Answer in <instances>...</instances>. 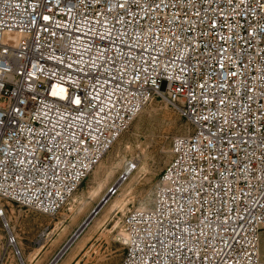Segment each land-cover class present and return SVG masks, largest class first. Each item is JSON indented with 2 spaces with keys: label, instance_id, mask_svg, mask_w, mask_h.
<instances>
[{
  "label": "built area",
  "instance_id": "built-area-1",
  "mask_svg": "<svg viewBox=\"0 0 264 264\" xmlns=\"http://www.w3.org/2000/svg\"><path fill=\"white\" fill-rule=\"evenodd\" d=\"M155 100L191 131L121 264H264V0H0L1 199L58 215Z\"/></svg>",
  "mask_w": 264,
  "mask_h": 264
},
{
  "label": "rangeland",
  "instance_id": "rangeland-1",
  "mask_svg": "<svg viewBox=\"0 0 264 264\" xmlns=\"http://www.w3.org/2000/svg\"><path fill=\"white\" fill-rule=\"evenodd\" d=\"M188 125L187 120L182 119L167 102L153 101L102 161L100 164L102 166L99 165L100 168H96V173L93 172L77 191L76 195L78 197L88 198H84L87 203L86 207L78 214H76V210V213L68 211L73 202L72 200L58 215L47 216L0 198V202L4 206L0 211L6 213L8 220L14 226L23 256H30L36 250L42 248L38 259L39 264H76V262H79V264H121L125 255V245L116 237L118 233L116 223L120 221V225H122L123 221V215L118 212L111 214L112 216H110L105 227L95 231L94 236L89 239L74 259L71 258L72 250L66 251L76 237L80 236L78 240L81 239L94 226L93 221L95 218L100 219L101 215L97 216V213L105 205V203L102 204V200L113 192V189H118V187L116 188L117 183H122L120 178L124 166L117 173L116 181L107 183L108 185L105 184L104 190L98 197L90 196V199L88 196L90 190L96 188V185L98 186L101 181H104V168L111 166L113 162L118 163L122 160L121 157L117 158V151L122 155V149L127 144H132L135 155H131L125 163L131 159L137 162L138 158L142 156V150L147 151L152 156L148 173H145L134 185L132 195L134 200L129 203L126 213L137 209L138 200L147 195L148 192L154 191L169 160L172 141L179 136L187 135V130L190 128ZM129 182V180L126 181V183ZM112 197H115V195L110 194L108 200ZM56 223H62V225L54 232ZM64 229L67 230V234L64 238H61ZM3 236L4 230L0 219V237ZM12 254H9L7 263L19 264Z\"/></svg>",
  "mask_w": 264,
  "mask_h": 264
},
{
  "label": "bare ground",
  "instance_id": "bare-ground-1",
  "mask_svg": "<svg viewBox=\"0 0 264 264\" xmlns=\"http://www.w3.org/2000/svg\"><path fill=\"white\" fill-rule=\"evenodd\" d=\"M190 128L189 130H187V135L190 133L191 131V126L188 125ZM185 136V135H183ZM181 137V136H179ZM173 142V141H172ZM172 144V143H171ZM171 148V146H170ZM123 152H122V155H120V152L117 151V158L119 159L120 157L122 158V160H120V162L118 163H114L111 165V166H108L106 169L104 168L103 169V172L105 173V179L104 181H101L98 186L96 185V188L90 190V193H89V197L92 196V197H95V196H99L102 191L104 190V187L106 185H108L107 183H110V182H114L116 181V176H117V173L119 172L120 168H122V166H124L123 168V171L125 170V166L129 163L131 164H134L136 165V171L134 173L131 174V176L129 177V183H115L116 184V188L118 187L116 193L114 194L115 197H112L108 200L110 194L112 195V192L105 197L104 200H102V204L105 203V205L103 206V208L97 213V216L98 215H101L100 219H97L95 218L93 223H94V226L91 227L89 229V231L81 238L78 240V238L80 237H76L75 240H73L72 243H70V245L67 247L66 251L68 250H72V259H74V257H76V255L78 253H80V251L83 249V247L86 245V243L89 241V239L94 236L95 234V231L99 228H102V227H105L106 224L108 223L109 221V218L110 216H112L111 214L113 212H118V213H121L123 215V218L128 214V212L126 213L127 209H128V205L129 203L134 200L132 195H133V189H134V185L136 182H138V180L145 174V173H148V167L150 166V163L152 161V156L151 154H149L147 151L145 150H142L141 154L142 156H140L138 159L137 162L133 161L132 159L127 161L125 163L126 160H128V158H130L131 155H135V149H134V146L132 144H127L123 149ZM112 151V150H111ZM110 151V152H111ZM123 156V157H122ZM169 158H170V150H169ZM168 162V161H167ZM102 163V162H101ZM100 163V164H101ZM125 163V165H123ZM99 164V165H100ZM98 165V166H99ZM96 167V168H100V165L99 167ZM96 170V169H95ZM93 171L96 173V171ZM98 170V169H97ZM98 172V171H97ZM103 173V175H104ZM151 180V179H150ZM121 181V180H120ZM98 183V182H97ZM106 184V185H105ZM115 188V189H116ZM114 191V189H113ZM77 192H75V194L72 196L71 200L73 201L72 204L70 205V207L68 208V211L70 213H74L75 210H76V214L80 213L85 207H86V198L83 196L81 197H78L76 195ZM154 195H155V189L154 191H150L147 193V195L143 196L142 198H140L138 200V207L137 209L135 210H142V211H145V210H148L150 208H152L153 206V203H154ZM85 198V199H84ZM88 199V198H87ZM91 199V197H90ZM70 200V201H71ZM108 200V201H107ZM88 201V200H87ZM107 202V203H106ZM69 204V203H68ZM67 204V205H68ZM101 204V205H102ZM66 205V206H67ZM65 206V207H66ZM4 208L3 204H1L0 202V210H2ZM9 223L10 221L7 220ZM123 223V221H122ZM62 225V223H56V226H55V231H57L60 226ZM90 225V224H89ZM88 225V226H89ZM116 225L118 226L117 229H118V233L116 235L117 239H119L120 241L123 242V244L125 243V236H124V231H123V224L120 225V221L116 223ZM10 226L15 230L14 226H12V224L10 223ZM91 226V225H90ZM89 228V227H87ZM86 228V229H87ZM85 232V231H84ZM83 232V233H84ZM98 232V231H97ZM67 234V230L64 229L62 234H61V238H64V236H66ZM18 237V235H17ZM0 239H4V236ZM78 240V241H77ZM20 244V243H19ZM21 249V247H20ZM22 251V250H21ZM41 251H42V248L41 249H38L36 250L33 254H31L30 256H26L24 257L23 254H22V260L25 262V264H39V255L41 254ZM259 252H260V256L262 258V260L264 261V232L262 231L261 235H260V244H259ZM13 253V254H12ZM9 254H12L16 260H18L19 264L20 263V258H18L14 252L12 250H9L7 253H6V264L7 263V258L9 257ZM76 264H79V262H76Z\"/></svg>",
  "mask_w": 264,
  "mask_h": 264
},
{
  "label": "snow or ice",
  "instance_id": "snow-or-ice-1",
  "mask_svg": "<svg viewBox=\"0 0 264 264\" xmlns=\"http://www.w3.org/2000/svg\"><path fill=\"white\" fill-rule=\"evenodd\" d=\"M65 89H63L62 87H60L59 85H56L53 87V91H52V95L53 96H62L65 93ZM79 100H76V103H79Z\"/></svg>",
  "mask_w": 264,
  "mask_h": 264
}]
</instances>
